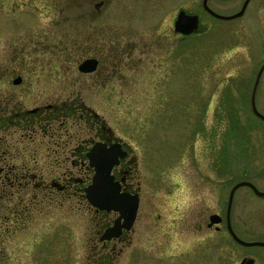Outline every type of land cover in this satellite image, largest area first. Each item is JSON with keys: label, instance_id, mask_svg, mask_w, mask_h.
<instances>
[{"label": "rangeland", "instance_id": "rangeland-1", "mask_svg": "<svg viewBox=\"0 0 264 264\" xmlns=\"http://www.w3.org/2000/svg\"><path fill=\"white\" fill-rule=\"evenodd\" d=\"M15 1L21 11L19 8L10 14L0 11V33L7 26L18 29L0 34V114L6 102L11 103L4 115L10 114L16 103L26 109H43L47 105L61 107L77 101L98 113L137 154L142 200L131 242L117 244L114 264H158L161 255L168 261L165 264H171L178 255L180 260L186 256L179 254L181 249L191 248L193 240L198 244L202 239L201 249H205L207 258H216L218 264L220 233L215 231L208 236L196 231L193 223L209 213L222 211L223 193H219L222 176L236 173L249 177L264 190V184L253 178L259 179L264 172L251 177L252 172L246 171L257 172L264 161V120L255 116L249 105L253 59L258 61L261 57L264 36L252 9L239 20H211L212 26L204 35L187 39L164 35V31L172 33V29L167 22L158 21L155 9L150 7L145 15L131 20L132 28L123 22H101L100 51L108 49L107 37L113 29L124 35L142 30L145 39L142 38L148 42L143 55L139 54L137 44L133 56L135 71L123 69L107 80V71L113 69L109 55H102L97 75H82L76 65L80 55L58 49L64 42L65 24L60 21L61 15L47 10L46 0H0V8L6 10ZM196 1L199 7L202 0ZM217 2L223 5V1ZM52 3L51 0V8ZM171 4L175 5L176 0H170L168 5ZM142 9L127 7L113 11L117 16L134 17L142 14ZM260 14L264 16V6ZM11 18L15 20L12 23ZM29 26L32 28L26 31ZM125 38L132 40L129 36ZM124 41L132 49L133 45ZM17 75L23 77V82L14 86L11 81ZM223 79L228 80L227 96L223 95ZM257 108L264 111L260 98ZM79 121L68 120L62 136L44 135L41 141L39 132L36 141L29 142L30 150L23 153L25 159L29 157L25 161L33 169L36 165L32 158L38 151L37 163L44 174L38 182L46 188L47 195L37 192L39 198L34 203L31 197L26 202L35 194V184L28 183L27 190L22 189L24 192L18 184L11 186L7 182L8 185L0 186V264H93L89 256H95L101 249L96 234L101 222L94 216L88 199L72 193V178L86 176L74 164L76 156L72 148L91 138L94 127H90L91 119L87 123ZM252 128H258L259 138ZM10 133L13 130L8 132L13 143ZM252 143L259 162L250 149ZM13 147L16 151L22 148L16 139ZM1 158L0 174L5 176L8 167L2 166ZM19 158L10 162L24 161ZM241 193L247 194L249 208L264 209V197L246 187L241 188ZM199 197L206 198L209 213L199 214L202 205L196 204ZM21 203L34 207L30 220L22 225L18 223L20 219L16 221ZM247 223L241 238L264 242L261 223L248 217ZM243 249L264 253V245ZM199 251L197 254L201 255ZM231 256V261L237 259L236 255Z\"/></svg>", "mask_w": 264, "mask_h": 264}, {"label": "flooded vegetation", "instance_id": "flooded-vegetation-1", "mask_svg": "<svg viewBox=\"0 0 264 264\" xmlns=\"http://www.w3.org/2000/svg\"><path fill=\"white\" fill-rule=\"evenodd\" d=\"M2 2H7L8 0H1ZM33 1V0H32ZM53 7L51 8V0H46L47 2V10L52 9V13L56 12L61 15L63 23L65 27L63 28V37L64 42L63 45L58 47L61 51H71L73 53H77L80 55V58L76 61L77 69L82 75H92L95 76L101 69V65L103 62L102 55H109V60L112 62V70H108V75L105 79H111L112 77L118 75L123 69L126 70H136L137 64L135 63V59L133 56L136 55L135 51L138 49V45L140 48V53L143 55L145 53V46L148 44L147 41H144L142 36L144 37V32L142 30H131L130 34L124 35L121 31L117 29H113L112 32L109 33L107 37L108 49L104 52L100 51L98 47L99 40V30L101 28V22H110V23H126L129 26L130 22L135 17H142L145 15L148 7L151 9H155V13H157L158 21L167 22L172 29V33L170 31H164V35L166 36H174L175 38H193L199 35H204L208 30H210L212 24L211 20H223V21H231V20H239L243 17H246L252 9V13L254 17H257L261 31L264 33V16H262L261 8L264 6V0H249L246 4L247 0H217L219 2L223 1V5L218 3L216 0H207V6L204 4V0H202L199 7L197 6L196 0H176V4L168 5L170 0H52ZM154 2V4H151ZM246 6H245V5ZM223 6V9H221ZM245 6V8H244ZM1 7V5H0ZM127 7H141L144 12L142 14L136 15L134 17L128 16H117L114 14L113 10L117 8L126 9ZM210 10H213L219 15L222 16H231L229 18H221L217 15L212 14ZM237 7V8H236ZM16 8H19L21 11L20 4H17L16 1L11 5L10 8L4 10L0 8V11L4 13H11ZM242 14L239 13L243 10ZM35 9V8H33ZM30 10L27 9V11ZM161 10V12H160ZM70 11V12H68ZM164 11V13H163ZM51 12V11H50ZM105 12V14H103ZM73 14V15H70ZM103 15V16H102ZM24 18V17H22ZM22 18L19 19L22 24ZM123 18V19H122ZM180 19L181 23L189 22L192 19H197L199 23L198 32H194L191 34H183L181 32L176 31L175 23ZM11 23L15 20L10 19ZM71 22L70 25L66 24ZM73 24V27H71ZM131 27V26H130ZM32 26H29L27 30L31 29ZM103 28V26H102ZM132 28V27H131ZM18 29L14 27H8L3 30L1 33L5 32H16ZM127 31V30H125ZM0 33V34H1ZM132 37L131 39H127L125 37ZM127 40L129 43L133 45L132 49H128L125 45V41ZM145 39V37H144ZM66 41V42H65ZM138 44V45H137ZM13 48V46H9V48ZM127 54V55H126ZM126 55V56H125ZM87 60H95L97 62V67L95 71L85 72L80 69V66ZM253 76L254 78L250 94V109L251 112L257 116L258 118L264 120L259 117L254 109H253V95L255 97V104L257 106V100L260 98L264 102V36H263V46H262V54L260 59L256 61V58L253 59ZM2 69V68H1ZM262 70V71H261ZM15 75V72L12 73V76ZM1 77V74H0ZM137 79V78H136ZM228 80L223 79V95L227 96L228 89L226 87V83ZM12 84L15 86L22 84L23 77L21 75H17L12 79ZM140 82V80H139ZM255 85H257L255 89ZM226 98V97H225ZM247 98V96H246ZM227 99V98H226ZM6 102L2 107V113L0 114V118L4 112L8 110V106H10ZM71 105L64 104L61 107L54 105H47L45 108H34V109H26L23 105L16 103L12 107V111L10 114L17 112V106L20 109L25 111L36 112L40 111L43 114L47 113L49 115V123L48 128L44 130V134L46 137L52 136L54 137L56 134H60L61 136L64 134L65 126L68 123V120L72 119V122H78L79 120H92L90 127H94V135L91 138L84 140V142L80 143L79 146H74L72 148V154L76 156L75 165H79L81 170L85 173V177L80 176L79 178H72L73 181V189L72 192L77 196H85V187L89 185L92 180L93 174L95 173L94 169L90 165V159L87 155L93 147L100 143L105 145L108 149L111 147H116L118 143L120 144V151L125 155L119 158V162L115 164L111 170V174L114 177V182L120 185L121 193H127L129 195H138L139 197V208L142 200L141 195V179L139 177V169H138V158L135 150L129 144V142H125L122 138L116 136L114 130L106 122L103 118L93 110L88 107H85L82 104H79L77 101H73L70 103ZM62 108H72L71 112L67 114L62 112ZM262 114H264L259 108H257ZM77 111H79L78 115H76ZM8 112V111H7ZM10 114H7L8 116ZM58 114H64L65 116H59ZM58 115V117H53ZM55 118V119H53ZM81 121L78 122V124ZM256 130L255 135L258 136V128H252ZM259 138V136H258ZM51 139V138H50ZM253 141V140H252ZM67 144V143H65ZM251 151H253V156L257 157L256 161L259 162L258 155L256 153L255 144L252 143ZM226 167L229 166V158L226 156L225 159ZM240 161V159H238ZM241 162H243L241 160ZM237 164V162H236ZM259 165V164H258ZM230 168V167H229ZM236 168V167H235ZM247 174L255 173L256 176H261V172H264V161L263 164H260V168L254 171L246 170ZM88 174V175H87ZM264 175V173H263ZM88 177V178H87ZM223 177V184L220 186V192L223 193V209L222 211L214 212V214L220 215L221 219L218 222L211 223V215L210 206L207 203L206 198L199 197V200L196 201V204L199 202V208L201 209L199 214L209 213L208 217L204 216L201 219L197 220V223H193L195 226V230L198 232L208 233L210 236L211 232H218L221 235L220 239V260L218 264H264V253H252L246 252L244 250V246L248 247V245H244L238 242L233 236L231 229L238 235V237H242V229L247 228V217L251 220L257 221L264 228V209L256 211L254 209L249 208L248 205V196L247 194L241 193V188H248L253 194L264 197V190L258 188V186L253 182L255 180L250 179L249 177H239L236 173L233 175H226ZM4 176H0V185L5 186ZM255 178L259 181V184H264V176H261L259 179ZM90 179V180H89ZM247 182V183H243ZM256 182V181H255ZM65 188V187H64ZM89 203V202H88ZM93 214L96 218L99 219L100 226L97 229V237L99 244H101V249L95 256H89V259L92 257L91 263L93 264H114L116 260H114L115 254L117 255V244L121 243L126 245L131 242V233L133 232L132 228L125 229L120 232V234L116 237H111L109 239L103 238L105 232L108 229H111L115 222L118 221L120 217V213L115 210H107L99 207L92 206ZM139 210V209H138ZM246 216V218H245ZM138 217V215H137ZM137 220V218H136ZM124 219H121L123 222ZM135 222V221H134ZM135 224V223H134ZM203 240L198 244L193 240L194 245L191 244V248L188 246L184 249H181L182 252L179 254L186 255L182 257L178 255V259L176 261H172L171 264H217L216 258H207V254L205 253V249L202 248ZM191 241V240H190ZM201 250L202 254L198 255ZM109 251V252H105ZM231 255H236L237 259L235 261L232 260ZM158 264H165L168 261H165L164 256L161 255L159 257ZM213 259V260H212ZM218 261V260H217Z\"/></svg>", "mask_w": 264, "mask_h": 264}, {"label": "water", "instance_id": "water-1", "mask_svg": "<svg viewBox=\"0 0 264 264\" xmlns=\"http://www.w3.org/2000/svg\"><path fill=\"white\" fill-rule=\"evenodd\" d=\"M249 2L247 0L246 4ZM204 4L207 6V0H204ZM245 5V4H244ZM246 6V5H245ZM244 6V8H245ZM209 9V7H207ZM243 10L239 13L242 14ZM210 10V9H209ZM212 14L217 15L221 18H229L231 16H222L210 10ZM176 31L183 34H191L198 32L199 23L197 19H192L189 22L181 23L178 19L175 23ZM97 67V62L95 60H87L81 66L80 69L85 72L95 71ZM264 66L262 67V69ZM262 71V70H261ZM257 85H255L256 89ZM253 109L255 113L264 119V114H262L255 104V97L253 95ZM120 144L116 147L107 148L105 145L97 143L93 149L87 153L90 159V165L94 169L91 183L85 187V196L89 203L95 207H99L107 210H115L120 213L118 221L115 225L105 232L103 238L116 237L120 232L125 229H131L136 221L139 209V197L138 195H129L127 193H121L120 185L114 182V177L111 174V170L115 164L119 162V158L123 157L125 154L120 151ZM247 183V182H243ZM264 192H261V194ZM121 219H124L121 222ZM221 217L218 214L211 215V223L220 221ZM231 232L235 239L244 245H264L262 241H245L231 229Z\"/></svg>", "mask_w": 264, "mask_h": 264}, {"label": "trees", "instance_id": "trees-1", "mask_svg": "<svg viewBox=\"0 0 264 264\" xmlns=\"http://www.w3.org/2000/svg\"><path fill=\"white\" fill-rule=\"evenodd\" d=\"M17 112H14L10 114L9 116L7 114L1 116L0 118V156L2 157L1 160H3L4 165L8 167V172L4 176L5 184L9 182V185L15 186V184H18L19 188L27 190L28 183H33L36 185L35 187V194L29 196V200H26V202L30 201V197L32 198V201L34 203V199L37 200L39 198V195L37 192H41L46 194V188H44L42 183L38 182L42 180V166H38V159L39 154L36 150L34 152V157L32 158L34 161L33 165H36L33 169L30 167L27 161L29 160V157L25 159L24 157V151L30 150L28 148L29 142L36 141V137L38 136V133L41 132L42 137L41 141L44 139V130L48 128L49 123V115L47 113L43 114L40 111L31 112V111H25L20 109L19 106H17ZM62 112L68 113L71 112L72 108H62ZM59 116H65L64 114H58ZM58 115H55L53 117H58ZM55 119V118H53ZM13 130V133H10L11 138L14 139V142L9 139L8 132ZM25 131V132H23ZM14 132L17 134V136L14 135ZM12 139V140H13ZM15 139L17 144L21 145L22 148L19 150H15L13 147L15 143ZM18 159L19 157H23L24 161L18 163L10 162L12 159L14 160ZM20 159V158H19ZM12 160V161H13ZM6 167V168H7ZM39 169V170H37ZM33 172H32V171ZM0 171H3V169L0 167ZM1 176V174H0ZM3 176V175H2ZM37 181V182H36ZM1 186V185H0ZM1 188V187H0ZM21 192H24L23 190ZM26 193L24 194V196ZM47 195V194H46ZM23 196L22 199H25ZM21 208H17V220H19L18 223L22 225V223L28 222L31 218V211L34 207L30 206L29 203H21ZM36 206V205H35ZM14 211V209H12ZM15 212V211H14ZM20 226V225H19Z\"/></svg>", "mask_w": 264, "mask_h": 264}]
</instances>
